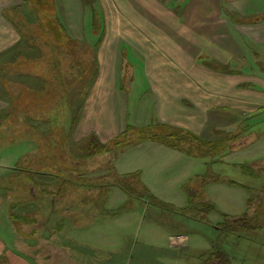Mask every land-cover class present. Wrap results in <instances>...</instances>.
<instances>
[{"label": "crops", "instance_id": "crops-1", "mask_svg": "<svg viewBox=\"0 0 264 264\" xmlns=\"http://www.w3.org/2000/svg\"><path fill=\"white\" fill-rule=\"evenodd\" d=\"M157 1L55 0L62 29L69 33L64 43L81 41L94 55V75L72 128V142L88 144L93 139L109 145L128 126L146 129L156 124L167 133L179 130L208 143L225 140L233 145L238 139L247 142L246 149L253 141L252 136L247 137L251 121L264 114V87L251 79L238 82L236 76L264 80L263 63L258 64L261 72L257 77L250 62L243 64L245 58L264 52V14L225 5L223 0H205L191 15L184 3L173 6L171 1ZM88 14L91 21L85 24ZM29 17L37 19V12L27 1L0 0V111L15 103L28 109L32 101L33 108H42L43 99L32 88L42 87L44 76L28 69L32 63L38 65L39 57L31 59L30 42L20 29L26 28ZM256 26L260 33L251 30ZM136 73L142 77L143 91L130 111L122 83L127 74L129 88ZM12 76L18 79L11 81ZM13 87H17V97ZM260 122L264 124V120ZM256 138L263 148L258 152L259 148L246 152L241 148L236 149L238 154L231 149L232 154L227 155H246L243 157L252 161L249 166L263 172L264 129ZM220 153L221 149L213 154L198 147L179 151L160 141L145 140L114 154L102 183L76 184L72 191L68 181L42 184L48 191L44 197L33 198V213L11 214L9 207L0 214V264H129L125 254L136 250L134 243L127 252L129 237L124 240V229L134 226L140 232L142 220L132 210L137 199L127 198L117 181L139 174L142 186L150 188V178L152 183L162 182L163 175L182 162L185 178L193 166L190 159ZM3 164L6 158H0V169L6 171ZM63 184L68 188L59 191ZM123 208L127 212L120 211ZM188 243L183 235L148 224L143 242L136 246L141 245L140 256L147 252L145 260L149 261L142 264L157 260V264H179Z\"/></svg>", "mask_w": 264, "mask_h": 264}, {"label": "rangeland", "instance_id": "rangeland-1", "mask_svg": "<svg viewBox=\"0 0 264 264\" xmlns=\"http://www.w3.org/2000/svg\"><path fill=\"white\" fill-rule=\"evenodd\" d=\"M23 1L32 4L37 12V19L26 18V28L20 26V29H24L26 38L30 42L28 45L32 48L31 59L36 58L34 56L39 57L36 60L38 65L34 67L32 63L28 69L41 71L44 76L43 86L36 85L32 88L33 91L35 89L39 91L37 96L43 100L40 109L33 108L34 101H32L28 103L30 104L28 109L22 106H19V109L18 104L15 103L13 107L0 111V158H6V164H3L6 165V171L0 169V214L2 215L9 207L11 214L33 213L36 209L33 198L46 195L48 190L42 188V184L45 186L46 182L68 181L70 182L68 190L71 191L73 186H77L76 184L104 182V171L108 170L114 154L120 151L118 146L111 143L106 152L94 154L93 149H89L86 142L80 144L72 142V128L94 75L93 49H88L81 41L64 43L69 33L62 29V18L55 0ZM158 1L160 4L171 1L174 2L173 6L184 3L188 6L187 11H190L191 15H194L196 7L205 2V0ZM222 3L234 4L235 7L248 9L256 15L264 14L261 13L262 10L264 11V0H229L228 2L223 0ZM91 17L89 14L85 16V24H90ZM97 21L100 24L99 18ZM251 30L261 32L260 26L252 27ZM245 31L252 32L249 29ZM259 33L254 35L261 36L262 34ZM99 36L98 32L93 38L97 40ZM261 48L257 47L260 51ZM249 62L257 77L261 72L260 63L264 64V52L257 53L256 58L253 55L249 59L245 58L243 64ZM16 78L12 76L11 81L18 79ZM4 79L6 80V77ZM244 79H251V82L259 83L264 87V80L236 76L238 82ZM128 81L129 76L126 74L123 78L122 91L124 95H128V106L132 111L140 100L143 80L136 73L129 88H127ZM13 88L17 97V87ZM30 94L31 90L28 91L27 96ZM28 115L33 118H29ZM23 116H27L28 119ZM40 116L43 120L39 118ZM258 120H264V114L259 119L251 121L250 133L247 137L252 136L253 141L247 144L246 149L243 147L247 142L234 139L236 143L233 145L230 144L232 141L227 142L229 151L223 156L205 155L197 160L190 159L193 166L185 178L182 177L184 162L164 174L162 182L152 183L150 178L151 187L145 190L157 202L167 207L147 204L146 200H133L132 210L139 214L142 221L139 226L140 232H135L134 226L124 229V240L129 237L125 246L127 252L135 243L136 252L125 254L129 264L149 261L145 260L148 259L147 252L142 254L145 255L144 258L140 256L141 245L136 246V243L143 242V234L148 224L186 237L189 247L184 250L179 264H202L203 260L207 264V257L212 252L226 254L230 260L229 264H264V171L257 172L249 166L252 161L243 157L246 155L228 156L232 154L230 149H235L236 154H238L236 149L241 148L243 152L259 148L258 152L263 149L260 148L261 144H258L259 140L256 137L264 129V124L261 125ZM158 132L166 134L168 131L163 129ZM185 147L193 151L198 145L190 142L186 143ZM207 150L208 148H205V151ZM221 151H225L224 147ZM35 170L39 173L30 172ZM64 187L67 186L63 184V188L58 187L60 190L57 187L53 190L62 191L65 190ZM133 193L138 197L146 196L139 185L135 187ZM22 203H26L27 207H22ZM189 203L192 205L189 206ZM204 203H210L215 211L202 212L201 207ZM126 208L120 211L127 212ZM242 217L250 220L257 228L234 232L224 229L228 220ZM1 230H3L2 223H0ZM152 261H155V258H152ZM155 262L150 264H157Z\"/></svg>", "mask_w": 264, "mask_h": 264}, {"label": "trees", "instance_id": "trees-1", "mask_svg": "<svg viewBox=\"0 0 264 264\" xmlns=\"http://www.w3.org/2000/svg\"><path fill=\"white\" fill-rule=\"evenodd\" d=\"M156 129L159 130L165 128L163 126H159L156 124L152 128H146V129L145 128L136 129L134 127L128 126L124 131L120 133V135L112 142V144L118 146L119 150L121 151L123 148L129 145H133L135 143H140L145 140H156L166 144L167 146L173 149L179 151H185L186 150L185 144L194 142L195 144L198 145L199 149L205 151V148H208L207 152H211L213 154L217 152V149H221L224 147L225 151L220 153L219 156H223L227 151H229L228 148L226 147L227 141L225 140L218 143H208L199 140L198 138L187 132L173 130L170 133L164 134L156 131ZM134 135L135 138H133ZM108 146L109 145L100 144L93 139L92 140L90 139L88 141V148L93 149L92 152L94 154L103 151L106 152L108 150ZM116 185L127 198L137 199L139 201L146 200L147 204H154L159 207H167L165 204L157 202L155 198L148 195L147 191L145 190L146 188H144L140 182L139 174H129L123 176L117 181ZM137 185L141 186L144 193H146L145 197H138L134 195L133 190ZM201 211L204 213H208L215 211V209L210 203H206V204L204 203L201 207ZM227 223L226 226H224V229H229L228 232H234L238 230L250 231L257 228L255 225L251 224L250 220H248L245 217L230 219L227 221ZM207 258H208L207 264H229L230 262L228 256L221 252H212Z\"/></svg>", "mask_w": 264, "mask_h": 264}]
</instances>
